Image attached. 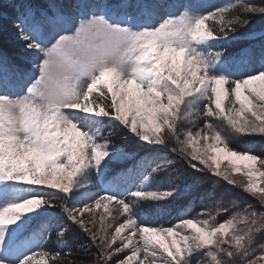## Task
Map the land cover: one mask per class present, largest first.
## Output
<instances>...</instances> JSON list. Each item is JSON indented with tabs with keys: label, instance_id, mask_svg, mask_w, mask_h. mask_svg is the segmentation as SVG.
Returning <instances> with one entry per match:
<instances>
[{
	"label": "snow or ice",
	"instance_id": "obj_1",
	"mask_svg": "<svg viewBox=\"0 0 264 264\" xmlns=\"http://www.w3.org/2000/svg\"><path fill=\"white\" fill-rule=\"evenodd\" d=\"M15 7L13 27L29 55L22 67L0 52V264H33L54 227L61 243L79 229L92 264H264V211L255 205L233 211L222 203L194 218L177 214L161 222L164 204L187 181L169 191L142 190L153 174L183 162L194 181L214 175L264 209V186L254 179L264 176V44L229 51L264 35H238L255 15L264 16V2L235 0L209 11L185 0ZM193 128L202 139L211 134L214 152L260 168L237 184L219 171L216 156L189 146ZM122 131L140 148L168 149L177 159L159 151L138 157L113 139ZM257 134L260 148L250 142L237 150ZM89 182L100 187L93 192ZM73 200L80 207L69 206ZM104 201L116 202L112 221ZM101 207L105 213L93 211ZM224 213L229 218L219 220ZM41 254L60 264L61 251Z\"/></svg>",
	"mask_w": 264,
	"mask_h": 264
},
{
	"label": "trees",
	"instance_id": "obj_2",
	"mask_svg": "<svg viewBox=\"0 0 264 264\" xmlns=\"http://www.w3.org/2000/svg\"><path fill=\"white\" fill-rule=\"evenodd\" d=\"M40 1V2H39ZM11 2V0H10ZM46 0H12V3L5 4V6L0 7V17L1 20L6 27V24L13 25V18L16 15V5L18 4H25L31 3L34 5L43 4ZM229 2H235V0H226L223 2L221 6H226ZM257 2H264V0H257ZM216 4V3H215ZM213 4L209 10L214 8L221 7L220 4ZM215 5V6H214ZM209 28L212 27L211 24L208 25ZM249 33H264V16L255 15L252 20L250 26L241 28L239 30L238 35L241 37L247 36ZM4 35L0 33V52H4L10 60L22 66V59L26 57L23 55L24 53L19 52V47L12 43L13 40L6 38ZM264 44V35H257L254 39H242L238 42H235L233 45L229 47V51H233L234 49L248 47L249 45H260ZM28 65L22 66L27 67ZM217 120L220 118L217 117ZM113 139L119 143L128 146L130 149L134 148L139 156H148L150 152L159 151L162 156H167L169 159H177V157L171 153L168 149H151V148H140L137 145V142L132 138L131 135L127 134L126 132L122 131L119 133L118 136L113 137ZM255 143L257 148L261 147V142L259 139V135L254 140H242L239 141V147L237 148L238 151L243 150L244 146L248 143ZM256 154H259L258 152ZM132 163V161H128L124 164L114 163L110 164L109 168L113 171L127 167L128 164ZM158 163H162V161H158ZM151 167H155V164L151 165ZM150 171V169H149ZM164 175H166V172ZM174 173H178L176 180L174 179L173 175L166 177L165 181L168 186H166L167 191L170 190V186L173 184L179 185L184 181H187V187L184 192L181 193L177 199L170 201L167 204H164V207L167 209L166 214L161 218V222L167 221L172 219L177 214H179L182 218H194L198 213L202 211L212 210L218 207L220 204H224L226 207H229L233 211H240L239 206H243L246 203H251L257 207L258 210L264 211V209L260 208V205H257V202L252 199V197L246 193H242L236 191L233 187L226 185V183L218 178L208 177L204 174H200L198 180H193L191 178L190 172L186 169L183 162L177 164L176 170L173 171ZM145 174H148L147 172ZM111 175V173H109ZM164 177V176H163ZM151 179V178H150ZM173 182V183H170ZM140 184V181H137ZM147 183H150V180L142 185V190L144 191H154ZM90 190L95 192L100 187L99 184L95 182H89ZM137 188H132L131 191H137ZM110 194V193H109ZM227 194V195H225ZM103 195V193H101ZM144 198L140 197L137 198V203H140ZM150 199V198H149ZM169 198H163V200H168ZM163 200L160 203H163ZM90 202V201H89ZM59 203V202H57ZM104 203H108V210L112 213V216L107 217V221H112L113 217L117 216L115 210V201H104ZM69 206L80 207V203L78 200H73ZM60 209L57 208V214H60ZM93 211L96 214H103L105 213V209L101 208H93ZM99 219V215L96 216ZM203 218V217H202ZM229 218L228 213H224L218 217L219 220H226ZM60 222L66 219L63 216L59 217ZM122 222V221H121ZM175 222V221H173ZM118 226L115 222H113V228ZM165 226H169L167 223ZM52 234L48 237V243L44 245L43 249H36V256L34 258L33 264H52V260L48 258L47 255H42L41 252H53V251H61L62 255L60 258V264H65L64 254L67 253V260L74 261L75 264H92L94 260V256L89 253H85L81 249V244L87 243V238L83 235V233L77 229L72 228L68 231L62 238L63 243L57 239V232L58 228H53L51 230ZM47 235V234H46ZM96 251L95 248L91 250L92 253Z\"/></svg>",
	"mask_w": 264,
	"mask_h": 264
},
{
	"label": "rangeland",
	"instance_id": "obj_3",
	"mask_svg": "<svg viewBox=\"0 0 264 264\" xmlns=\"http://www.w3.org/2000/svg\"><path fill=\"white\" fill-rule=\"evenodd\" d=\"M38 1V0H37ZM226 0H185V2L195 3L202 5L201 10L202 11H209V8L212 7L213 4H220V6L223 4V2ZM40 2V1H39ZM66 4H72L75 2V0H63ZM12 3V0H0V7L5 6V4ZM215 4V5H216ZM214 5V6H215ZM1 17H0V33L4 35L6 38L13 40L12 43L17 44L16 47H19V52L24 53L23 55H26V57L29 55L25 49H24V42L20 41L17 38L16 29L13 27V25L6 24V27L3 23H1ZM3 36V37H4ZM4 53V52H2ZM22 66H25V61H22ZM239 105H237L238 107ZM225 111L227 112V101H225ZM248 118L247 115L245 117L239 118L241 120ZM204 124L203 122L200 123L199 128H203ZM199 128H193V141L192 144L189 146H195L196 149H198L202 154L205 155L206 158H211L212 156L217 157L218 161V168L219 171L224 173L225 176H230L233 181H235L237 184H246L249 182L248 178V172L249 171H257L260 168L259 162H248V161H242L238 160L235 157H231L227 154V152H214L211 148L208 147L209 144L215 143V141L211 138V134H209V137L207 139H202L204 136V133L201 132L199 136H196L195 133L199 131ZM220 147H223V145H219ZM216 163V162H214ZM252 163V167H249V164ZM166 172V175H164ZM176 180V177L178 176V173L169 172L167 170H160L153 174V178L150 179V183H147L148 186H150L154 191L164 192L167 191L166 186L167 183L165 181L166 177L172 176ZM164 176V177H163ZM213 178H218L216 176H211ZM219 179V178H218ZM254 179L257 182L258 187L264 186V176L256 175ZM222 180V179H221ZM224 181V180H223ZM225 182V181H224ZM173 183V182H170ZM226 185H229L233 187L236 191L245 193L244 191H241L239 188L234 187L233 184L225 182ZM257 205H259L257 203ZM223 221V220H222ZM236 226L235 224L232 226H229L228 229V235L232 233L233 227ZM126 231V230H125ZM194 231V230H193ZM155 235V234H153ZM158 238V237H157ZM179 237H177V240ZM191 243V241H189ZM182 246V245H181Z\"/></svg>",
	"mask_w": 264,
	"mask_h": 264
}]
</instances>
